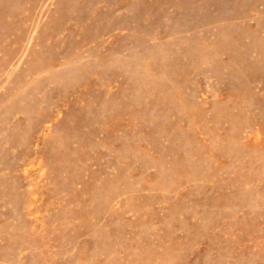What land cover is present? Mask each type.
Returning <instances> with one entry per match:
<instances>
[{
    "label": "rangeland",
    "instance_id": "obj_1",
    "mask_svg": "<svg viewBox=\"0 0 264 264\" xmlns=\"http://www.w3.org/2000/svg\"><path fill=\"white\" fill-rule=\"evenodd\" d=\"M0 264H264V0H0Z\"/></svg>",
    "mask_w": 264,
    "mask_h": 264
}]
</instances>
